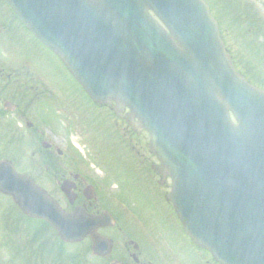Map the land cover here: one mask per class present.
Returning a JSON list of instances; mask_svg holds the SVG:
<instances>
[{
	"label": "water",
	"instance_id": "obj_1",
	"mask_svg": "<svg viewBox=\"0 0 264 264\" xmlns=\"http://www.w3.org/2000/svg\"><path fill=\"white\" fill-rule=\"evenodd\" d=\"M7 1L96 103H116L118 116L130 109L132 128L151 135L190 237L221 264H264V91L236 71L209 5ZM0 191L66 243L92 235L97 251L105 240L96 231L114 223L108 214L65 213L9 163L0 166Z\"/></svg>",
	"mask_w": 264,
	"mask_h": 264
},
{
	"label": "flooded vegetation",
	"instance_id": "obj_2",
	"mask_svg": "<svg viewBox=\"0 0 264 264\" xmlns=\"http://www.w3.org/2000/svg\"><path fill=\"white\" fill-rule=\"evenodd\" d=\"M39 49L52 54L26 29L7 2L0 0V153L2 154L6 133L16 135L19 144H26L24 146L30 151L28 158L18 162L20 167L3 154L0 156V164L4 161L11 162L18 173L32 179L67 213L82 209L89 214L98 215L119 213L118 210L131 217L125 218L126 221H119L116 216L114 226L98 231L101 236L110 240V252L103 248L102 252L105 254L102 256L94 255V240L86 238L80 244V263L219 264L185 233L174 206L168 199L172 180L158 171L161 162L150 149L149 134L136 133L124 117H118L113 112L111 106L97 105L73 78L72 82L68 81L74 90L62 87L59 91L65 96L68 94L67 102H72L77 107L82 104L87 110L86 115L89 117L83 123L90 126L98 138L96 143L85 141L86 144L82 145L85 148L88 145L90 151L98 146L103 152L106 150L124 161L122 167L131 171L134 177L130 181L131 185L142 188L140 197L151 211L150 218L143 219L137 212L140 203L138 197H135L132 204L114 196L105 182L94 180L88 166H92V161H96L97 157L100 159L98 154L90 152L88 164L84 160L86 157H82L78 151L80 147L75 145L74 148L68 147L61 151L54 143L43 140L40 125L41 129L49 126L36 111L38 100L45 94H38L39 83L34 78V72H37L40 63L37 60ZM40 66L42 67L41 63ZM251 71L256 74L254 69ZM240 72L249 82L264 89L249 74ZM41 88L48 92L51 90L44 86ZM100 156L102 157L101 154ZM65 157L70 158V167L64 164ZM67 181L70 182V192L75 194L73 202L63 191ZM58 195L61 197L58 198ZM156 224L165 233L167 230L164 237L156 234Z\"/></svg>",
	"mask_w": 264,
	"mask_h": 264
},
{
	"label": "rangeland",
	"instance_id": "obj_3",
	"mask_svg": "<svg viewBox=\"0 0 264 264\" xmlns=\"http://www.w3.org/2000/svg\"><path fill=\"white\" fill-rule=\"evenodd\" d=\"M206 1L211 4L213 15L220 24L222 38L235 64L263 87L264 0ZM37 60L38 63L42 64V67L39 63L37 72H34V78L38 79L40 88L38 94H45L38 100L36 111L43 122L51 127L46 131L41 129L42 125H40L43 140L54 143L62 150H66L68 147L74 148L75 145L80 147L78 151L82 157H86L84 160L88 164L87 157L90 152L98 154L100 159L97 157L96 161H92L94 164L88 166L92 170L94 180L100 183L105 182L114 196L132 204H134L135 197H138L140 203L137 212L143 219H149L151 211L146 208L143 199L140 197L142 188L139 187V190L131 185L130 181H133L134 177L131 171H126L122 167L124 161L106 150L103 152L98 146L95 148L92 146L94 150L91 149L90 151L88 145L87 148L82 145L86 142L96 143L98 138L91 127L83 123V120L89 117L86 115L87 110L82 104L77 107L72 105V102H67L68 94L65 96L63 92L59 91L62 87L67 90H74L69 83L72 78L64 66L53 54L47 51L42 52L40 50ZM252 69L256 71V74L251 71ZM43 86L51 88V90L48 92L41 88ZM93 133L94 137H92ZM10 137L13 139H8ZM114 144L117 146L116 143ZM24 145L19 144V138L16 135L6 133L5 144L2 145V154L19 166L20 160L29 157L30 151ZM2 154L0 153V156ZM63 162L70 167V158L65 157ZM81 171L84 170L81 168ZM60 197L58 195V198ZM12 206L14 207V204L8 198L0 197V264H26V255L33 259L32 264H78V259L73 261V255H78L81 249L79 246H63L61 241L42 225L36 222L24 223L18 217L19 213L14 211V208L12 209ZM117 212L119 213L114 212V214L120 219L119 221L130 217L118 210ZM155 212L158 214L157 210ZM155 232L161 237L167 234V230L165 233L163 228L157 224L155 225ZM183 235L182 237H184ZM15 248L18 250L16 251ZM33 252L34 254H31ZM15 254L18 262H16Z\"/></svg>",
	"mask_w": 264,
	"mask_h": 264
}]
</instances>
